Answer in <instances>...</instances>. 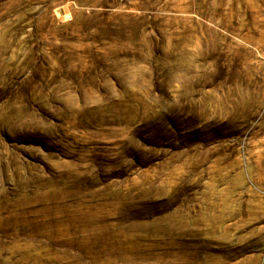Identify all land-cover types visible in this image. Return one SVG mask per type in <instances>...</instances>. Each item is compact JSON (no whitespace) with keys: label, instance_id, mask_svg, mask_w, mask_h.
Segmentation results:
<instances>
[{"label":"rangeland","instance_id":"374dc122","mask_svg":"<svg viewBox=\"0 0 264 264\" xmlns=\"http://www.w3.org/2000/svg\"><path fill=\"white\" fill-rule=\"evenodd\" d=\"M0 264H264V0H0Z\"/></svg>","mask_w":264,"mask_h":264}]
</instances>
